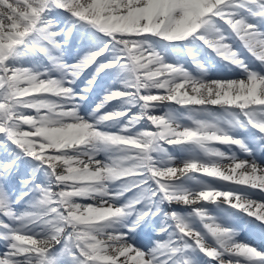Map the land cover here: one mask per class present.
I'll use <instances>...</instances> for the list:
<instances>
[{
    "label": "snow or ice",
    "instance_id": "6c2138e0",
    "mask_svg": "<svg viewBox=\"0 0 264 264\" xmlns=\"http://www.w3.org/2000/svg\"><path fill=\"white\" fill-rule=\"evenodd\" d=\"M0 264H264V0H0Z\"/></svg>",
    "mask_w": 264,
    "mask_h": 264
},
{
    "label": "rangeland",
    "instance_id": "374dc122",
    "mask_svg": "<svg viewBox=\"0 0 264 264\" xmlns=\"http://www.w3.org/2000/svg\"><path fill=\"white\" fill-rule=\"evenodd\" d=\"M188 68H189V71H191L194 75L195 74H197V70H196V68H195V66L194 65H191L190 63L188 64V65H186ZM216 73H222V74H225V76H229V77H232V78H235L236 76H237V73L236 72H232L231 70H229V69H224L222 66H214L211 70H210V75L211 74H216ZM232 73V74H231ZM101 85H100V87L99 88H97L95 91H96V93H97V96L96 97H90L89 98V101H88V103H90L93 107L95 106V102H98V98H99V96L100 95H102V90H103V88H104V85H105V83H111V81L109 80V81H105V80H101ZM116 102H113V104H115ZM110 108L112 107V105H110L109 106ZM172 107H179V106H175V105H173ZM216 110H218V109H216ZM136 111H138V109H133V112H136ZM157 114H160V113H157ZM185 123H187V121H185ZM144 125L142 124V125H140V126H138V127H143ZM216 147H218V148H220L221 150H226V146H224V145H219V144H217V145H215ZM171 150V149H170ZM235 151H236V153H237V155L238 156H240V157H242L243 158V153H239L240 151H239V149H234ZM177 155H179V154H177ZM197 175H199V174H197ZM201 178H203V179H208V180H211L212 178H207V177H201ZM218 183H223V182H218ZM255 198V197H254ZM178 210H181V211H186L187 209H186V207L185 206H175ZM18 210H20L19 209V206H18ZM246 231H244V232H241V234L240 235H242L243 233H245ZM151 235H154V233H151ZM143 239H144V241L146 242V240H148L147 239V237H142ZM141 242H142V239H141ZM149 242V241H148Z\"/></svg>",
    "mask_w": 264,
    "mask_h": 264
},
{
    "label": "bare ground",
    "instance_id": "6f19581e",
    "mask_svg": "<svg viewBox=\"0 0 264 264\" xmlns=\"http://www.w3.org/2000/svg\"><path fill=\"white\" fill-rule=\"evenodd\" d=\"M217 74V73H216ZM220 75H225V74H222V73H219ZM232 74V73H231ZM211 75H215V74H211ZM243 156H244V154H243ZM246 236H248V238H253L254 236L252 235V234H250V233H248V235H246ZM245 239V238H244ZM246 240V239H245Z\"/></svg>",
    "mask_w": 264,
    "mask_h": 264
}]
</instances>
